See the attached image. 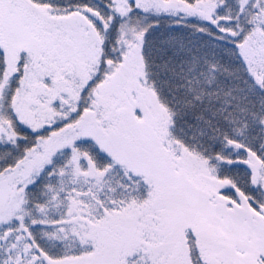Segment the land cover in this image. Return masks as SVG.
I'll list each match as a JSON object with an SVG mask.
<instances>
[{
    "label": "snow or ice",
    "instance_id": "6c2138e0",
    "mask_svg": "<svg viewBox=\"0 0 264 264\" xmlns=\"http://www.w3.org/2000/svg\"><path fill=\"white\" fill-rule=\"evenodd\" d=\"M0 264H264V0H0Z\"/></svg>",
    "mask_w": 264,
    "mask_h": 264
}]
</instances>
